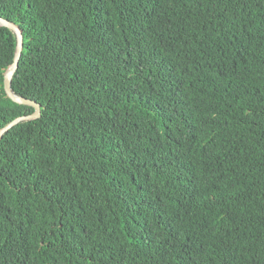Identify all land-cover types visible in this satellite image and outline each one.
Returning <instances> with one entry per match:
<instances>
[{"label": "trees", "instance_id": "16d2710c", "mask_svg": "<svg viewBox=\"0 0 264 264\" xmlns=\"http://www.w3.org/2000/svg\"><path fill=\"white\" fill-rule=\"evenodd\" d=\"M0 17V264H264V0Z\"/></svg>", "mask_w": 264, "mask_h": 264}, {"label": "water", "instance_id": "95a60500", "mask_svg": "<svg viewBox=\"0 0 264 264\" xmlns=\"http://www.w3.org/2000/svg\"><path fill=\"white\" fill-rule=\"evenodd\" d=\"M0 25L11 29L17 35L16 56H15L13 64L7 69V71L5 73V77H4L5 92H6L7 96L12 101H14V102H16L18 104H22V105H27V106L33 107L35 109L34 113H32L30 115H24V116L18 117L16 119H14L13 121H11L8 125H6L0 131V140H1L3 138V135L6 132L10 131L13 127L18 125L19 123L24 122V121H32V120L39 119L41 117L42 113H41L40 104H38L36 101L28 99L26 97L18 96L12 90V85H11L12 84V79L14 78V76H15L18 68H19V63H20V59H21L22 51H23V43H24L23 32L20 29V27H18L14 23H12V22H10V21L2 18V17H0Z\"/></svg>", "mask_w": 264, "mask_h": 264}]
</instances>
